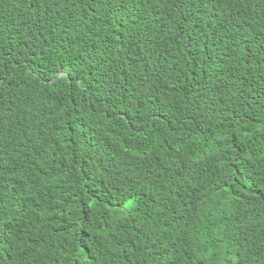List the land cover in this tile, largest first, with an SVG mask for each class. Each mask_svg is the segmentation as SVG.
<instances>
[{
  "label": "trees",
  "instance_id": "obj_1",
  "mask_svg": "<svg viewBox=\"0 0 264 264\" xmlns=\"http://www.w3.org/2000/svg\"><path fill=\"white\" fill-rule=\"evenodd\" d=\"M0 264H264V0H0Z\"/></svg>",
  "mask_w": 264,
  "mask_h": 264
},
{
  "label": "water",
  "instance_id": "obj_2",
  "mask_svg": "<svg viewBox=\"0 0 264 264\" xmlns=\"http://www.w3.org/2000/svg\"><path fill=\"white\" fill-rule=\"evenodd\" d=\"M63 74L62 73H60L59 75H58V77H60V76H62Z\"/></svg>",
  "mask_w": 264,
  "mask_h": 264
},
{
  "label": "bare ground",
  "instance_id": "obj_3",
  "mask_svg": "<svg viewBox=\"0 0 264 264\" xmlns=\"http://www.w3.org/2000/svg\"><path fill=\"white\" fill-rule=\"evenodd\" d=\"M103 14V13H102ZM104 15V14H103ZM99 16V15H98ZM105 68V67H104Z\"/></svg>",
  "mask_w": 264,
  "mask_h": 264
}]
</instances>
